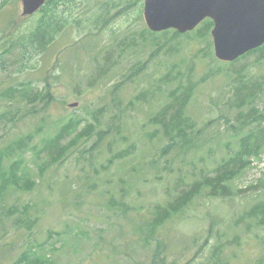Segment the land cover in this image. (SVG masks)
I'll return each instance as SVG.
<instances>
[{"label":"rangeland","instance_id":"rangeland-1","mask_svg":"<svg viewBox=\"0 0 264 264\" xmlns=\"http://www.w3.org/2000/svg\"><path fill=\"white\" fill-rule=\"evenodd\" d=\"M135 1L63 0L57 16L64 27L41 52L5 47L13 36L34 30L41 14L23 16L22 0H0V7L5 2L0 9V93L25 84L38 91L51 89L55 96L48 107L39 103L42 112L19 119L14 127L6 116L0 141L11 142L43 127L34 139L41 149L43 139L59 130L57 122L75 118H82L80 130L91 125L93 132L43 179L35 159L42 164L46 154L27 153L29 178L36 188L23 192L10 187L0 202V264H14L30 246L48 264H151L157 238L165 237L171 249L167 264H264V224L241 218L264 201V149L234 181V197L224 203L197 199L160 225L157 238L146 240L144 225L157 205L182 189L194 163L202 164V158L221 161L240 148L230 129L236 113L222 102L234 99L243 80L247 86L260 84L256 104L264 113V58L255 53L235 64L219 61L211 31V38L197 37L196 30L176 38L164 31L149 33L144 0ZM190 82L187 114L201 129L199 141L208 142L200 152H173L167 158L162 148L168 140L149 117L168 104L174 90ZM9 103L0 97V113L9 110ZM222 110L229 123L221 118ZM99 132L104 139L92 150ZM153 161L159 171L152 170ZM12 205H35L40 211L30 212L37 215L33 224L21 225L15 219L19 214L1 215ZM209 211L221 217L222 241L229 242L218 252L219 263L211 259L215 238L207 230Z\"/></svg>","mask_w":264,"mask_h":264},{"label":"trees","instance_id":"trees-1","mask_svg":"<svg viewBox=\"0 0 264 264\" xmlns=\"http://www.w3.org/2000/svg\"><path fill=\"white\" fill-rule=\"evenodd\" d=\"M63 0H47L41 9L36 12L41 14L35 23V29L29 32L27 35L13 36L14 40L7 41L5 45L11 51H14L17 47H31L38 51L44 52L46 48L53 42L56 36L62 31L64 27V21L58 17V8ZM135 3H142V0H136ZM135 3L132 6H135ZM5 2L1 5L0 9L4 8ZM35 13V14H36ZM33 14V15H35ZM31 16V15H30ZM29 17V16H27ZM214 26L212 19H205L200 26L195 30L197 37L210 36V31ZM163 32V31H162ZM149 33H153L149 31ZM165 34H169L171 38L183 36L184 34L177 30H166ZM190 34V32H188ZM212 45V41L210 43ZM210 45V46H211ZM261 53L260 59L264 58V45L254 49L239 59L230 62L235 64L240 59L246 58L248 55ZM243 86L236 88L233 94L234 99H230L228 102L223 100L224 106H230V109L235 111V123L230 125V129L233 132V136L238 138L240 142V148L230 154L229 157H224L221 161L213 158L211 160H200L202 164L194 163L193 168L187 173L186 179L183 180L182 189L176 188V191L172 194L171 200L165 204H159L155 208L154 216L146 223L143 229H146V240L157 238V232L160 225L164 224L171 218L185 211L191 204L197 199L207 200H219L221 203L226 202L230 198L234 197L235 192L233 190V183L238 178L240 173L251 165L253 157H259L264 149V113L257 107V98L259 96L260 84H252L247 86V81L243 80ZM2 89V88H1ZM245 89L247 92H245ZM248 89V90H247ZM193 94V83L190 82L187 85H181L178 91L172 92V98L168 104L163 107L154 117H149L152 124L158 126L161 133L167 138L168 142L162 148V153L167 158L172 155L173 152L180 153L179 155L189 154L193 151L200 152L203 145L208 141L200 142L201 129L197 126L194 119L187 114V108L189 106L190 99ZM0 97L9 100V110L5 113H0V125L6 123V116H9L7 123L10 122L13 125L17 124L18 120H22L28 117H33L43 110L38 108L39 103H46L45 107H48L55 99L53 91L51 89L38 91L31 89L29 85L21 84V87L11 86L4 92L0 93ZM116 105L121 106V101H115ZM132 104V102H131ZM225 109V107H223ZM229 109V110H230ZM22 116L20 117V113ZM222 113L224 110L221 111ZM221 118H224L229 123V118L223 113ZM211 122L207 124L210 126ZM59 130L50 137L44 138V145L41 149H38L34 139L38 134L43 133V127L39 132L33 134H27L23 137L16 138L11 142L0 141V202L5 200L6 194L8 195L10 187H15L23 192H32L36 188V182L29 178L28 172L29 166L26 165V155L29 151H34L35 155L41 157L46 154V160L38 163L40 178L45 177V174L54 166L63 164L67 156L74 148H77L82 138H91L93 132H91V125L87 128L80 130L82 118H75L68 122H57ZM6 126V124H3ZM9 127V128H10ZM104 132L98 133L97 141L92 145V150L97 148V145L104 139ZM90 149V150H91ZM213 152H208L209 156H213ZM153 171H159L156 167V162L151 163ZM189 175L193 177V181L190 184ZM43 179V178H42ZM241 192V191H240ZM45 195V194H44ZM46 197V196H45ZM112 208H117L115 201L111 202ZM2 209L5 208L1 205ZM36 210L37 206H24L18 208L17 205H12L7 211H4L2 215L7 218L13 217L15 214L16 223L21 225L33 224V217L30 212ZM153 208L148 213H151ZM209 235L215 238L213 245L210 248L211 259H215L219 263L220 254L219 251H223L228 243L222 241L224 236L221 233V217L218 213L209 211ZM241 218L257 220L264 224V201H259L255 205L251 206L246 211L245 215ZM157 245L153 250L151 264H167V256L170 253V245L165 238H157ZM7 247L12 244H3ZM37 251L36 247L30 246L23 252L14 264H48L46 263L43 255ZM261 262V261H260ZM51 264V262H50Z\"/></svg>","mask_w":264,"mask_h":264},{"label":"water","instance_id":"water-1","mask_svg":"<svg viewBox=\"0 0 264 264\" xmlns=\"http://www.w3.org/2000/svg\"><path fill=\"white\" fill-rule=\"evenodd\" d=\"M46 1L22 0L23 16L33 15ZM143 15L153 32L174 29L182 34L212 19L215 56L221 62H233L264 45V0H144Z\"/></svg>","mask_w":264,"mask_h":264},{"label":"bare ground","instance_id":"bare-ground-1","mask_svg":"<svg viewBox=\"0 0 264 264\" xmlns=\"http://www.w3.org/2000/svg\"><path fill=\"white\" fill-rule=\"evenodd\" d=\"M148 27V26H147Z\"/></svg>","mask_w":264,"mask_h":264}]
</instances>
